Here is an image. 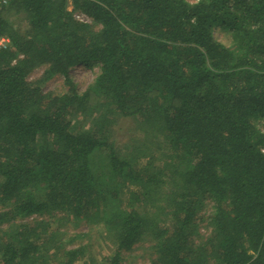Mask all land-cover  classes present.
<instances>
[{"label": "trees", "instance_id": "obj_1", "mask_svg": "<svg viewBox=\"0 0 264 264\" xmlns=\"http://www.w3.org/2000/svg\"><path fill=\"white\" fill-rule=\"evenodd\" d=\"M0 37V264L85 263L95 233L106 264L146 238L148 264H264V0H12ZM78 66L98 68L82 93ZM125 118L145 137L129 152L111 140ZM63 217L91 228L56 238Z\"/></svg>", "mask_w": 264, "mask_h": 264}, {"label": "rangeland", "instance_id": "obj_2", "mask_svg": "<svg viewBox=\"0 0 264 264\" xmlns=\"http://www.w3.org/2000/svg\"><path fill=\"white\" fill-rule=\"evenodd\" d=\"M187 1L192 3V2H195L196 0H187ZM67 9L71 10L72 9L71 5H68ZM12 19L15 24L18 23L22 25V27L25 25V23H23L20 20L21 17L19 16L13 17ZM214 35L217 41L221 42L222 44L229 45L228 34L226 35L223 32L216 31ZM46 69H47L46 65L36 68L30 74L29 81H34L40 78L43 72L46 71ZM97 73H98L97 67L78 66V67L72 68L69 71V77L74 82L78 93H82L93 82ZM63 82H64V79L61 75L54 74L51 77L45 79V81L41 83V89L44 93L56 94V93H59L61 89L63 88ZM74 122H75V126H77V129H79L80 126L86 124L85 120L82 117H77L74 120ZM255 124L257 128L264 130V124L261 123V121L258 120L256 121ZM116 125L117 126H114L111 129V140L114 141L115 146L128 151L130 150V146L134 144L142 145L144 143L145 137L143 136V130L138 126V122H135V120L131 118L120 119L118 120V123ZM157 140L161 142L162 138H157ZM152 141L154 142V139H152ZM163 146L165 147V144ZM156 148L157 147L154 146L152 152L157 157L160 158V154L159 152L156 151ZM159 151H163V150H159ZM157 159L158 158H156V160ZM96 162H97V159H95V163ZM209 212H210L209 205L207 204L206 201H204L203 207L198 214L199 216H201L200 218L201 220H200V226H199L200 229L198 231L197 239H203L207 237L209 234L208 227H206V223L204 221L206 219V216H208ZM33 218L35 217L33 216V217L23 219V220H16L14 224L18 225L19 223H24V224L29 223L32 221ZM40 218L42 219V217ZM40 218H37V219L40 220ZM89 228H91V226L85 224L83 221L69 220L66 217L59 219L57 222H54V224L50 226L51 230L57 231L59 229L60 233L62 232L60 236H55V237L61 238L63 240L64 239L67 240L70 236H73L75 238L76 236L80 234H83V233L86 234L88 233ZM64 232L65 234L63 235ZM95 234L96 235L93 237V239L92 238L83 239L82 243H84L83 246L85 247L84 248L85 249L84 251L85 263L82 261H79L77 264H106L104 261V257L111 255L114 247H112L109 244V242L105 239L103 235H97V233ZM44 235L48 237L49 239H51L50 234H44ZM80 240L81 239H74V240L71 239L70 242L68 241L65 242L64 246L62 245L61 247L63 249H72L78 245L77 243ZM54 246L55 247L58 246V242H56ZM153 257L154 256H153L151 242L148 238H146L133 251L123 253V264H148V262Z\"/></svg>", "mask_w": 264, "mask_h": 264}, {"label": "built area", "instance_id": "obj_3", "mask_svg": "<svg viewBox=\"0 0 264 264\" xmlns=\"http://www.w3.org/2000/svg\"><path fill=\"white\" fill-rule=\"evenodd\" d=\"M11 1L12 0H0V8H2L3 6H6ZM73 18H74V20L78 21L79 23H83V24H91L92 23L91 19L81 12H75V13L73 12ZM8 43H9V41L7 38L0 37V48H6Z\"/></svg>", "mask_w": 264, "mask_h": 264}]
</instances>
